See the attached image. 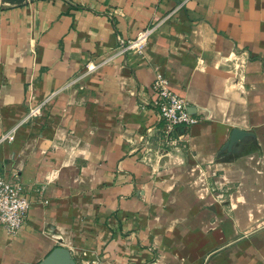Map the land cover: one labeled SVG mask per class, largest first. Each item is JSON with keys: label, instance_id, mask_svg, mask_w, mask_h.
<instances>
[{"label": "crops", "instance_id": "crops-1", "mask_svg": "<svg viewBox=\"0 0 264 264\" xmlns=\"http://www.w3.org/2000/svg\"><path fill=\"white\" fill-rule=\"evenodd\" d=\"M154 22L143 54L120 52ZM157 71L202 120L144 161ZM10 132L0 166L31 205L16 236L0 228V264H264V0L3 4Z\"/></svg>", "mask_w": 264, "mask_h": 264}, {"label": "built area", "instance_id": "built-area-1", "mask_svg": "<svg viewBox=\"0 0 264 264\" xmlns=\"http://www.w3.org/2000/svg\"><path fill=\"white\" fill-rule=\"evenodd\" d=\"M183 3V2H182ZM159 22H154L139 30L136 37L121 42L120 52L135 51L143 54L153 32L158 28ZM97 68V64L90 63L87 71ZM152 103L159 114L162 125L153 134L145 139V152L162 155L183 142H187L186 131L198 124L202 118L191 111L189 101L176 93L170 86L166 75L157 71L152 83ZM42 105L31 110L29 116L40 115ZM14 133L10 132L0 138L1 141L14 140ZM145 138V137H144ZM154 152V153H153ZM31 205V198L24 186L18 172L8 176L5 168L0 166V228L16 236L26 224Z\"/></svg>", "mask_w": 264, "mask_h": 264}, {"label": "rangeland", "instance_id": "rangeland-1", "mask_svg": "<svg viewBox=\"0 0 264 264\" xmlns=\"http://www.w3.org/2000/svg\"><path fill=\"white\" fill-rule=\"evenodd\" d=\"M29 1L30 0H0V6H2L3 4L6 5V6H19V5L25 4V3L29 2ZM149 41H148V43H149ZM147 136L145 138H143V141H141L143 145H146L144 141L147 138ZM142 144L140 143V145H142ZM175 147H177V146H175ZM168 149L172 150L173 148L171 147V148H168ZM166 154H167V152H166ZM166 154H164V155H166ZM154 155H162V152L154 154ZM150 156H152L151 153H148V152L144 151L142 153L141 158H142V160L145 161V160H148ZM214 197H215V201L219 202L221 205H223V206H225L227 208H233L235 206V203L233 202V198L230 197V193H226L223 196L219 195V196H214Z\"/></svg>", "mask_w": 264, "mask_h": 264}]
</instances>
